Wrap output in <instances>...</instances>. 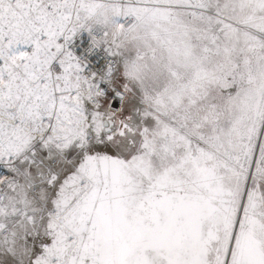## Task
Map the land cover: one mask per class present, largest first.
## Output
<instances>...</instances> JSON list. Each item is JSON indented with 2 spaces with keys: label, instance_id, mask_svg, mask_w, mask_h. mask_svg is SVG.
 Returning <instances> with one entry per match:
<instances>
[{
  "label": "snow or ice",
  "instance_id": "6c2138e0",
  "mask_svg": "<svg viewBox=\"0 0 264 264\" xmlns=\"http://www.w3.org/2000/svg\"><path fill=\"white\" fill-rule=\"evenodd\" d=\"M0 264H264V0H0Z\"/></svg>",
  "mask_w": 264,
  "mask_h": 264
}]
</instances>
